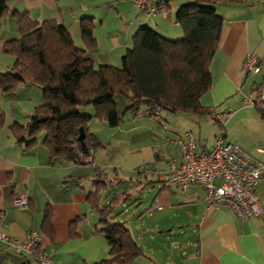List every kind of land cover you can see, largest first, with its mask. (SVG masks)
I'll return each mask as SVG.
<instances>
[{"label":"crops","instance_id":"0c3cea01","mask_svg":"<svg viewBox=\"0 0 264 264\" xmlns=\"http://www.w3.org/2000/svg\"><path fill=\"white\" fill-rule=\"evenodd\" d=\"M121 1L125 0H7V4L9 9L27 11L35 19H55L63 23L73 42L81 47L80 19L92 17L96 46L86 50V54L94 64H118L129 45L130 34L142 24L150 25L167 37L181 36V28L174 22L173 15L184 0H175L173 8L168 0L170 8L166 17L148 16L145 11L146 15H142L139 11L129 17L126 25L106 24L102 15L108 16L113 10L119 13L114 5L119 6ZM107 8L108 11L103 12ZM216 9L225 21L209 66L211 88L201 97V103L211 107L208 116L215 139L210 146L199 138L195 144L200 149H210L222 134L224 140L239 144L264 162V153L257 152L259 147H264V116L256 106L243 101L264 79V0L218 2ZM18 35L16 20L9 14L0 26V72L9 70L14 61L11 54L3 52V43ZM247 52L256 54L259 72L242 73ZM40 91L35 85H26L19 86L13 96L0 94V211L3 215L0 227L8 236L25 238L30 230L38 231L53 264H92L107 258V240L97 231L98 217L87 200L89 191L94 190L95 172L102 169L111 177L132 178L127 185L135 188L150 179L160 182L151 211L182 204L194 214L193 245L182 264H264V214L240 220L227 205L208 206L204 190L196 182H189L185 190L176 185H164L161 175L168 168L169 158L180 163L179 149L172 157L163 155L169 147L167 142L162 144L163 151L156 150L152 141L145 138V122H137L141 115L131 113L126 120L128 124L121 122L115 128L92 118L90 131L102 146L81 154L78 164L61 159L50 161L41 135L29 145L16 142L10 125L27 123L34 107L42 102ZM182 137L184 132L179 138ZM171 142L175 144V140L170 139ZM117 189L121 190V186ZM256 189L264 210V172ZM129 191L133 192L130 188ZM22 193L29 197L27 208L12 205L13 198ZM47 207L52 230L45 231L42 222ZM117 220L123 221L120 215ZM148 258L150 264H159ZM27 261L33 264L28 256L0 242V264Z\"/></svg>","mask_w":264,"mask_h":264},{"label":"trees","instance_id":"16d2710c","mask_svg":"<svg viewBox=\"0 0 264 264\" xmlns=\"http://www.w3.org/2000/svg\"><path fill=\"white\" fill-rule=\"evenodd\" d=\"M242 1L184 0L173 15L181 28L180 38L167 37L142 24L130 36L120 66H116L94 64L86 54L96 46L92 17L80 19L81 47L63 23L35 19L27 11L9 9L7 0H0V26L10 14L19 32L18 37L3 43V52L11 54L14 61L9 70L0 72V94L13 96L19 86L26 85H35L42 93V102L34 107L27 123L10 125L16 142L29 145L41 135L50 161L78 164L81 154L102 146L90 131L92 118L115 128L126 112L158 116V109H165L184 117L209 114L211 107L203 105L201 97L211 88L209 66L225 21L216 4ZM167 6L170 8L168 0ZM116 95L128 99L122 111L116 107ZM88 104L94 106L92 114L80 111ZM80 127L85 133V150L77 139ZM131 180L111 177L102 169L95 172L94 190L89 191L87 200L97 214L96 229L107 240L109 252L107 258L92 264H129L144 255L130 229L117 220L121 206L131 198L127 185ZM153 183L150 179L139 189ZM50 215L47 207L42 222L45 231L52 230Z\"/></svg>","mask_w":264,"mask_h":264},{"label":"built area","instance_id":"2783aa9c","mask_svg":"<svg viewBox=\"0 0 264 264\" xmlns=\"http://www.w3.org/2000/svg\"><path fill=\"white\" fill-rule=\"evenodd\" d=\"M133 4L144 9L148 16L168 14L167 0H132ZM254 52H247L242 73L259 72ZM245 104L256 106L264 113V79L243 99ZM179 149L180 163L174 158L168 159V168L161 175L164 185H176L185 190L189 182H196L204 190V200L208 206L224 204L231 207L240 220H248L264 214L257 194V186L262 181L264 162L253 153L244 150L239 144L226 141L220 134L212 148L200 149L195 144L191 131H185L184 137L175 140ZM257 152L264 153V147ZM12 205L27 208L29 197L26 193L15 196ZM0 211V220L2 218ZM0 242L13 247L28 256L33 264H53V259L42 246L40 233L30 230L25 238L8 236L0 227Z\"/></svg>","mask_w":264,"mask_h":264},{"label":"rangeland","instance_id":"374dc122","mask_svg":"<svg viewBox=\"0 0 264 264\" xmlns=\"http://www.w3.org/2000/svg\"><path fill=\"white\" fill-rule=\"evenodd\" d=\"M170 4L173 8L175 0H171ZM114 7L119 9V13L113 10V12L110 11L108 16L102 15L105 17L106 24L126 25L129 17L134 16L139 11L142 15H146L145 10L137 8L131 0L121 1L119 6L115 4ZM107 11L108 8L103 10V12ZM173 38L178 39L180 36ZM117 63L113 65L120 66V61H117ZM114 101L119 111H122L125 105L128 104V99L123 95H116ZM158 110L159 117L141 115V120L137 122H145V138L152 141L153 146L157 148L156 150L163 151L162 144L166 142V144H169V147L165 150L166 154H163L166 157H172L178 151L177 146L173 142L170 143V139L176 140L185 131H191L195 140L199 138L205 145H212L215 138L211 117L208 114L204 117L193 115L194 118L187 119L179 113H172L165 109ZM80 111L92 114L94 106L88 104L82 107ZM129 117H131V112H126L123 116V124H128L126 120ZM196 118H199V120H196ZM134 122L136 123V120ZM128 185L133 192L131 198L122 207L120 216L147 255L137 257L131 264H150L148 256L159 264H182L183 260L191 253L193 245L195 227L192 223L194 214L189 213L186 206L182 204L173 205L172 209L162 206L160 210L151 211L150 205L158 187L161 185L160 182H155L154 186L147 185L141 189H139V186L135 188L136 186ZM178 194L183 195V193ZM136 197H140V202H133Z\"/></svg>","mask_w":264,"mask_h":264},{"label":"water","instance_id":"95a60500","mask_svg":"<svg viewBox=\"0 0 264 264\" xmlns=\"http://www.w3.org/2000/svg\"><path fill=\"white\" fill-rule=\"evenodd\" d=\"M84 137H85V133L82 127H80L79 129V134L77 136L78 141L81 144V147L83 148V150H85V143H84Z\"/></svg>","mask_w":264,"mask_h":264}]
</instances>
